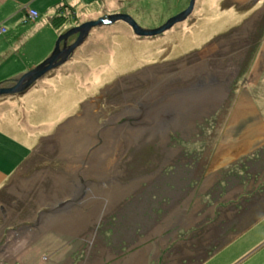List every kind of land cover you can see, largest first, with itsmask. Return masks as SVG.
Masks as SVG:
<instances>
[{
    "label": "rangeland",
    "instance_id": "1",
    "mask_svg": "<svg viewBox=\"0 0 264 264\" xmlns=\"http://www.w3.org/2000/svg\"><path fill=\"white\" fill-rule=\"evenodd\" d=\"M100 2L65 5L59 33L36 27L32 39L22 22L38 47L52 32L43 58L23 56L0 24L1 85L74 26L126 13L156 28L190 0ZM263 50L264 0H195L153 37L122 20L93 27L64 64L0 98V167L13 173L0 264H108L137 248L134 264H264V118L229 120L249 90L264 109Z\"/></svg>",
    "mask_w": 264,
    "mask_h": 264
},
{
    "label": "crops",
    "instance_id": "2",
    "mask_svg": "<svg viewBox=\"0 0 264 264\" xmlns=\"http://www.w3.org/2000/svg\"><path fill=\"white\" fill-rule=\"evenodd\" d=\"M101 1V2H100ZM106 0H0V24L2 25H8L9 30L8 34L13 35L15 37L14 47L17 48L18 51L22 52V55H27L30 60H33V58H43V56H46L50 53L52 45H53V39L52 38V32L50 37H45V40L41 42L40 47L37 46V43H32L30 35L26 31L20 30V26L22 22H27L28 20H33V27L34 30L32 33V39L34 32L36 31V27H49L52 29L51 31L57 30L58 33L60 32L59 29L55 28L51 22L50 17L57 14L59 11V7L62 5H69L76 8V6H83L84 8L87 7H97V3L100 2L101 4H106ZM92 5V6H91ZM108 8V7H106ZM28 9H33L37 11L36 17H30L28 14ZM77 9V8H76ZM98 12V11H97ZM50 31V30H49ZM26 32V33H25ZM263 54L259 55L260 63L262 60H264V50L261 51ZM263 56V57H262ZM255 68V67H254ZM254 73V72H253ZM1 75V74H0ZM1 80V78H0ZM8 83V82H7ZM6 83V84H7ZM12 83V82H11ZM0 84H3L1 82ZM9 84V83H8ZM249 90V89H248ZM250 97L252 98L251 102L248 103H242V100H238L235 102L233 112L229 118V120L233 121H241V125L239 126L241 129V126H244L245 122H252L251 127L255 125H259V122L264 118V109H260L259 105L256 102V99L251 94L250 90L249 93ZM0 97V98H6ZM248 109L255 108V113L248 112ZM256 118V119H255ZM258 120V121H257ZM248 126V125H247ZM256 132L250 133L254 135ZM240 138H241V134ZM259 133H257V137H259ZM262 135V134H261ZM19 168V167H18ZM13 173H8L4 168L0 167V188L5 184L7 179H9ZM139 250L133 249L129 251L126 255L121 256H115L113 259L109 260L108 264H134L138 263L136 255L142 256L141 253H134V251ZM143 264H147L146 259L142 258Z\"/></svg>",
    "mask_w": 264,
    "mask_h": 264
},
{
    "label": "water",
    "instance_id": "3",
    "mask_svg": "<svg viewBox=\"0 0 264 264\" xmlns=\"http://www.w3.org/2000/svg\"><path fill=\"white\" fill-rule=\"evenodd\" d=\"M194 5L195 0H190L185 10L172 16L164 24L156 28H144L139 25L131 15L126 13H114L107 17L108 20L101 17L97 20L87 21L78 26H74L59 35L52 53L43 62L15 78L11 85L5 86L0 84V97L24 94L48 72L64 64L69 57H71L76 48L85 41L93 27L100 26L103 23L110 24L117 20H122L131 26L136 35L140 37H153L162 34L174 24L185 20L193 11ZM72 35H77L76 39L68 43V39Z\"/></svg>",
    "mask_w": 264,
    "mask_h": 264
},
{
    "label": "trees",
    "instance_id": "4",
    "mask_svg": "<svg viewBox=\"0 0 264 264\" xmlns=\"http://www.w3.org/2000/svg\"><path fill=\"white\" fill-rule=\"evenodd\" d=\"M72 7H70L69 9H68V7H64V5H62V6H60L58 9H59V11L57 12V14H55V15H53V16H51L50 17V22H51V24L55 27V28H60L62 25H64V24H66V23H68V21H69V19L71 20V18H70V16L72 15V9H71ZM66 9V10H65ZM68 9V10H67ZM71 12H70V11ZM67 12L68 13H71V14H67ZM66 13V14H65ZM111 24V23H110ZM258 51V50H257ZM255 55H256V57H257V53L255 52L254 53ZM255 60H256V58H255ZM252 64H254V63H252ZM252 68V65L251 66H249V68ZM250 68V69H251ZM8 83H11L10 81L8 82Z\"/></svg>",
    "mask_w": 264,
    "mask_h": 264
},
{
    "label": "flooded vegetation",
    "instance_id": "5",
    "mask_svg": "<svg viewBox=\"0 0 264 264\" xmlns=\"http://www.w3.org/2000/svg\"><path fill=\"white\" fill-rule=\"evenodd\" d=\"M74 38H75V37H74ZM0 209H1V208H0ZM2 210H3V209H2ZM2 212H3V211H2ZM2 214H3V216L0 217V218H1V221H2V222H5L6 219L8 218V217H6V216H8V215H7L6 212H3ZM0 216H1V215H0ZM17 216H18V214H11V215H10V217H12V219H15V220L17 219ZM10 217H9V218H10ZM3 228L11 229V228H12V224H10L9 226H5V227H3ZM13 228H14V227H13ZM183 240L185 241V240H187V239L184 238ZM183 240H181V242H183ZM183 243H184V242H183ZM185 244H187V243L185 242ZM171 257H172V256H171ZM171 257L167 259L169 263H170V261H171Z\"/></svg>",
    "mask_w": 264,
    "mask_h": 264
},
{
    "label": "built area",
    "instance_id": "6",
    "mask_svg": "<svg viewBox=\"0 0 264 264\" xmlns=\"http://www.w3.org/2000/svg\"><path fill=\"white\" fill-rule=\"evenodd\" d=\"M30 14L32 15V16H36L37 15V11L36 10H33V9H31L30 10Z\"/></svg>",
    "mask_w": 264,
    "mask_h": 264
},
{
    "label": "clouds",
    "instance_id": "7",
    "mask_svg": "<svg viewBox=\"0 0 264 264\" xmlns=\"http://www.w3.org/2000/svg\"><path fill=\"white\" fill-rule=\"evenodd\" d=\"M105 19H107V18H105Z\"/></svg>",
    "mask_w": 264,
    "mask_h": 264
}]
</instances>
